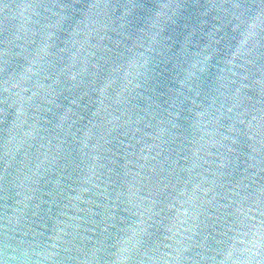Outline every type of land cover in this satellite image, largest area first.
<instances>
[{
    "label": "water",
    "instance_id": "water-1",
    "mask_svg": "<svg viewBox=\"0 0 264 264\" xmlns=\"http://www.w3.org/2000/svg\"><path fill=\"white\" fill-rule=\"evenodd\" d=\"M0 264H264V0H0Z\"/></svg>",
    "mask_w": 264,
    "mask_h": 264
}]
</instances>
